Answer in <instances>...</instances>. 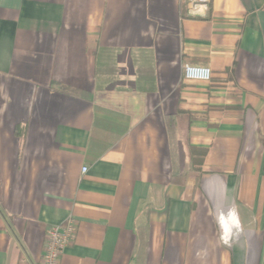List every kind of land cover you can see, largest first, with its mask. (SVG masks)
Here are the masks:
<instances>
[{"label": "crops", "instance_id": "1", "mask_svg": "<svg viewBox=\"0 0 264 264\" xmlns=\"http://www.w3.org/2000/svg\"><path fill=\"white\" fill-rule=\"evenodd\" d=\"M69 217L58 264H264V0H0V264Z\"/></svg>", "mask_w": 264, "mask_h": 264}, {"label": "built area", "instance_id": "2", "mask_svg": "<svg viewBox=\"0 0 264 264\" xmlns=\"http://www.w3.org/2000/svg\"><path fill=\"white\" fill-rule=\"evenodd\" d=\"M182 75L189 81H209L212 76L208 66L196 64H184ZM86 167H82V172ZM74 233V223L69 217L64 223L50 226L46 232L43 254L39 264H58L59 257L65 246L70 242ZM18 264H32L27 258L23 257Z\"/></svg>", "mask_w": 264, "mask_h": 264}, {"label": "trees", "instance_id": "3", "mask_svg": "<svg viewBox=\"0 0 264 264\" xmlns=\"http://www.w3.org/2000/svg\"><path fill=\"white\" fill-rule=\"evenodd\" d=\"M187 144H188V149H189L190 155L192 156L191 164L198 166L197 164H200V162L202 161L204 151L203 150H196L194 147L190 146L188 142H187ZM171 179H172V181H175V175H172Z\"/></svg>", "mask_w": 264, "mask_h": 264}]
</instances>
